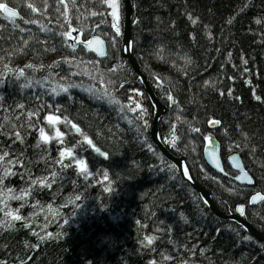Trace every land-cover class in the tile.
Instances as JSON below:
<instances>
[{"label": "trees", "instance_id": "trees-1", "mask_svg": "<svg viewBox=\"0 0 264 264\" xmlns=\"http://www.w3.org/2000/svg\"><path fill=\"white\" fill-rule=\"evenodd\" d=\"M3 2L22 16L16 27L0 12V155L9 154L0 162V176L5 168L16 173L0 185V222L10 219L7 211H18L24 219L13 221L14 228H0V262L264 264V244L234 222L210 219L200 195L152 142L154 108L121 52L122 36L104 22L111 21V10L97 0ZM132 3L134 55L168 106L160 123L164 143L187 158L223 212L244 204V218L264 233V202L248 205L252 194H264V0ZM120 14L122 32L123 0ZM78 16L86 22L83 27ZM73 28L85 38L102 35L107 58L69 48L64 33L72 34ZM49 115L62 122L49 125ZM65 118L107 158L94 154ZM211 120L220 122L217 130L209 129ZM40 128L49 137L58 129L63 142L57 138L45 144ZM16 132L23 143L15 140ZM210 133L221 142L228 171L227 156H242L253 187L207 166L203 149ZM68 148L85 160L87 178L74 160L59 156ZM61 159L72 166L56 163ZM38 178H47L51 186L33 185ZM9 188L17 196L22 189L30 194L25 200L8 199ZM145 236L155 237L151 245L145 246Z\"/></svg>", "mask_w": 264, "mask_h": 264}, {"label": "water", "instance_id": "water-1", "mask_svg": "<svg viewBox=\"0 0 264 264\" xmlns=\"http://www.w3.org/2000/svg\"><path fill=\"white\" fill-rule=\"evenodd\" d=\"M9 7H11V6H9ZM123 8H124V21H123V29H122V33H121V36H122L121 52H122L123 56L128 60V62L130 64L132 70L134 71V73L137 75V77L142 82L143 87H144V89H145V91H146V93H147V95H148V97L152 103V106L154 108V116H153L151 127H150V135H151L152 142L154 143L156 148L161 152L163 157L167 161H169L170 163L175 165V167L178 169L182 179L195 192H197L200 195L203 203L205 205H207L209 209H211V211L218 217V219L223 220V221H231V222L236 223L237 225L241 226L248 233V235H250L256 241L264 244V233L262 231H260L259 229H257L250 221H248L247 219L244 218V213H245V205L244 204L238 205L235 212H233V213L223 212L218 207V205L216 204L214 199L212 198L208 189L196 179V177L194 176V174H193V172H192V170L188 164L186 157L184 156V157L178 158L177 156H175L170 151V149L168 147H166L163 144V142L161 140V134H160V123H161V120L163 119V117L168 113V108L157 96L151 82L149 81L147 75H145V73L142 71L139 62L137 61V59L134 55V39H133V35H132L134 8H133L132 0H123ZM14 10L17 11V13H18V16L15 18V20L20 19L21 18L20 12L17 9H14ZM72 36L73 37L78 36L82 42H86L88 40H95V39L102 40L103 41V49L106 53L105 56H100L97 54L96 51L85 48L84 43L76 44L74 42V40L69 39L70 44H73L75 49H77L78 47H83L87 53L94 55L99 60H104L107 58L108 47H107L106 40L102 36L92 35V36H90L89 39L83 40L82 34L80 33V31L73 32ZM91 47H92V49H98L100 47V45L94 43ZM219 126H220V124L213 127L209 123V129H211V130H217L219 128ZM73 130L75 131L76 134H79L76 132V130L74 128H73ZM207 137H211V139L215 141V145H216L215 155L212 157V159H210L209 153L213 151V148L210 145L209 140L205 139V145H204V149H203V157H204V161L207 164V166L215 174L220 175L224 178L230 179L238 185L246 186V187H253L255 185V180L251 176L249 171L246 169L244 161L242 159V156L239 153H233V154H230L227 156V158H226L227 166L229 167V170L231 171V172H229L225 167L224 160L222 157L221 142L212 133L208 134ZM206 149H207V151H206ZM92 152L94 154L99 155L93 149H92ZM233 156H236L238 158V160H239V162L243 168V171L246 172L248 174V176L253 180L252 184H248L247 181L237 179V176L241 175V172L239 169L234 167V165L232 163V157ZM100 157L105 158L104 156H100ZM106 157H107V154H106ZM213 160H218V162L220 164V169H223L222 171L215 166V164L213 163ZM256 195L264 196V194L260 191L252 194L249 198V202H248L249 206L255 207V206H258L264 202V201H257L256 203L253 204L251 202V200H252V197H254ZM239 208H244L243 214H241L238 211Z\"/></svg>", "mask_w": 264, "mask_h": 264}, {"label": "snow or ice", "instance_id": "snow-or-ice-1", "mask_svg": "<svg viewBox=\"0 0 264 264\" xmlns=\"http://www.w3.org/2000/svg\"><path fill=\"white\" fill-rule=\"evenodd\" d=\"M98 3H101L102 5L106 6V9H110L111 11L108 12V15L111 16V21L109 22L107 19H105V23H109L110 24V27L112 29H114L115 31V34L117 36H120L121 35V20H120V0H97ZM27 7L29 9L32 10V12H37V9L33 6V4L31 3H28L27 4ZM0 12H2L4 14V19H7V20H10L14 25H15V18L18 16V13L17 11H15L13 8L9 7L6 3L3 2V0H0ZM92 16H96L97 13L96 12H92L91 13ZM100 15H104V13H100ZM189 20L193 23V24H196L197 23V20L195 18H193L191 15H189ZM35 23V21H29V20H24V23ZM232 21L229 20L228 23H231ZM256 23L257 24H260L261 23V20H256ZM16 27H19V25H15ZM21 31H24V29H20ZM78 31L77 29L73 28L72 29V32H76ZM64 35L68 38V39H71V40H74V42L76 44H80V43H84V47L85 48H88L90 50H94L97 52L98 55L100 56H105L106 53L103 49V41L102 40H99V39H95V40H88L86 42H82L79 37H73L71 32H65ZM194 39V38H193ZM98 44L100 45V47L98 49H92V45L93 44ZM69 48H72L73 51H75V48H74V45L73 44H69L68 45ZM28 67H32L31 65H28ZM21 75H23V72L21 71ZM62 91L64 92H67L68 89L67 88H64L62 89ZM60 93L57 92L56 95H59ZM223 94V93H221ZM230 95V93H229ZM259 99V98H258ZM169 100H171L173 102V104L176 103V101L171 97L169 96ZM110 103H115V104H119V101L118 100H115V99H111L110 100ZM21 107H23L21 105ZM131 110V108L129 109ZM140 113H141V116L145 115L146 114V110L145 109H141L140 110ZM29 118L33 115V113H29ZM48 122L49 125H55V124H58V123H61L62 121H60L59 119H57L56 117L52 116V115H49L45 118ZM66 125L67 124H71V121H68L67 118H65V120L63 121ZM210 124L211 126L215 127L217 125L220 124L219 121L217 120H211L210 121ZM147 126V125H145ZM71 127L74 128L76 130L77 133H80L81 135L84 136V143H86L90 148H92L96 153H98L100 156H104L105 158L106 157V154L101 151L98 147H96L94 144H93V141L91 139H89L86 135H84L81 130L75 125V124H71ZM193 131H199V129H193ZM39 134H40V140L42 142H44L45 144H47L51 139H57L59 138V141L62 143L63 142V139H62V133L57 129L56 131V135L55 137H49L48 135L45 134V129L44 128H40L39 129ZM206 139L209 140L210 142V145L212 146L213 148V151L209 153V158L212 159V157L215 155V141L211 139V137H206ZM15 140L19 141L20 143H23L24 140H23V137L21 136V134L19 132H16L15 133ZM175 140V137H173V141ZM40 146V142L37 143L36 147H39ZM172 146L175 147V143L173 142L172 143ZM207 151V149H206ZM8 153L7 152H4L2 155H0V162H3L5 161V158L8 157ZM59 156L61 158H68L69 160H74L75 161V166L79 168V171L81 174H84L85 175V178H87V173H88V166L87 164L85 163V161L83 159H78L77 156H74L73 155V150L71 148H68L64 151H60L59 152ZM16 162H19V157H17V161ZM8 163H14L13 161L9 160ZM56 163H60L62 165V167L64 168H67V167H71L72 165L71 164H64L63 163V159L61 160H57ZM213 163L215 164V166L220 169V164L218 162V160H213ZM232 163L234 165V167H236L237 169L240 170L241 172V175L237 176V179H241V180H244V181H247L248 184H252L253 183V180L248 176V174L246 172L243 171V168L238 160V158L236 156H233L232 157ZM170 167H175V165H171ZM221 171L223 169H220ZM9 175H16L15 172H12L10 171V169L8 168H5L4 170V175L3 176H0V185L3 184V181L4 179L9 176ZM55 176H56V173H53V179H55ZM32 184L33 185H37L39 184L40 186L42 187H50L51 184L50 182L47 180V178H38V179H34L32 181ZM3 189H0V192H2ZM14 189H11L9 188L7 190V198L8 199H16V200H25V198L30 194V190L29 189H22L21 190V195L17 196L14 194ZM257 201H264V196L262 195H256L254 197H252V200L251 202L254 204L256 203ZM5 207H7V201L5 200ZM238 211L243 214L244 213V208H239ZM5 216L6 217H9L10 219L9 220H5L3 222H0V228H14V224L12 223L13 221H21L24 219V217H22L21 215L18 214V211L17 212H14V211H7L5 212ZM24 226L26 227H30L29 225L25 224ZM35 235H38V234H35ZM41 240L44 239V237H40ZM250 239V238H248ZM144 240L147 242L145 244V246H149L153 243V241L155 240V237H151V236H145L144 237ZM165 259H168V257H165ZM0 264H3V262H0ZM153 264H155V262H153Z\"/></svg>", "mask_w": 264, "mask_h": 264}, {"label": "bare ground", "instance_id": "bare-ground-1", "mask_svg": "<svg viewBox=\"0 0 264 264\" xmlns=\"http://www.w3.org/2000/svg\"><path fill=\"white\" fill-rule=\"evenodd\" d=\"M122 33V32H121ZM107 43V42H106ZM107 47H108V45H107ZM160 99V98H159ZM161 100V99H160ZM167 106V105H166ZM167 108H168V106H167ZM167 115V114H166ZM165 115V116H166ZM164 116V117H165ZM163 117V118H164ZM160 134H161V130H160ZM161 140H162V142H163V144L166 146V144L164 143V141H163V138H162V136H161ZM167 147V146H166ZM174 154V153H173ZM175 156H177L178 158H181V157H184V155H176V154H174ZM187 159V158H186ZM251 176L253 177V175L251 174ZM211 194V193H210ZM212 196V195H211ZM213 198V197H212ZM215 201V200H214ZM205 207L207 208V210L211 213V214H208V216L210 217V219H217L218 217L211 211V209H209L208 208V206L207 205H205ZM219 207V206H218ZM220 208V207H219ZM201 221V220H200ZM209 226V225H208ZM213 239H215V237L213 238Z\"/></svg>", "mask_w": 264, "mask_h": 264}, {"label": "rangeland", "instance_id": "rangeland-1", "mask_svg": "<svg viewBox=\"0 0 264 264\" xmlns=\"http://www.w3.org/2000/svg\"><path fill=\"white\" fill-rule=\"evenodd\" d=\"M21 14V13H20ZM22 16V15H21ZM79 18L78 19H81V20H78L79 21V23H80V26L81 27H83V21L85 22V20L83 19V17L82 16H78ZM86 23V22H85ZM78 29V28H77ZM78 31H80V33H81V30L80 29H78ZM97 35H100V34H97ZM100 36H102V35H100ZM90 36H88V38H89ZM88 38H85V37H83L82 36V39L83 40H87ZM104 38V37H103ZM57 118V117H56ZM58 119V118H57ZM56 125V124H55Z\"/></svg>", "mask_w": 264, "mask_h": 264}]
</instances>
